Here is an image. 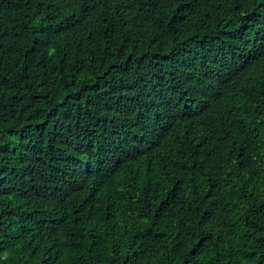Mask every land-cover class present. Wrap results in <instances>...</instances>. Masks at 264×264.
<instances>
[{
  "label": "trees",
  "instance_id": "trees-1",
  "mask_svg": "<svg viewBox=\"0 0 264 264\" xmlns=\"http://www.w3.org/2000/svg\"><path fill=\"white\" fill-rule=\"evenodd\" d=\"M0 264H264V0H0Z\"/></svg>",
  "mask_w": 264,
  "mask_h": 264
}]
</instances>
